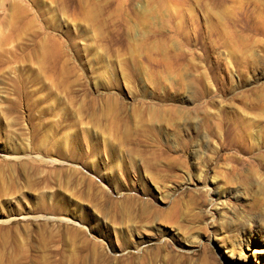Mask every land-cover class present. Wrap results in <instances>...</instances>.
<instances>
[{"label": "rangeland", "instance_id": "rangeland-1", "mask_svg": "<svg viewBox=\"0 0 264 264\" xmlns=\"http://www.w3.org/2000/svg\"><path fill=\"white\" fill-rule=\"evenodd\" d=\"M0 264H264V0H0Z\"/></svg>", "mask_w": 264, "mask_h": 264}]
</instances>
